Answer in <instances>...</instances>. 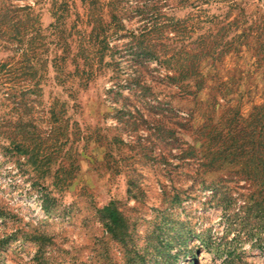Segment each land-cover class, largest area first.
<instances>
[{"label": "rangeland", "instance_id": "1", "mask_svg": "<svg viewBox=\"0 0 264 264\" xmlns=\"http://www.w3.org/2000/svg\"><path fill=\"white\" fill-rule=\"evenodd\" d=\"M263 126L264 0H0V264H264Z\"/></svg>", "mask_w": 264, "mask_h": 264}, {"label": "trees", "instance_id": "2", "mask_svg": "<svg viewBox=\"0 0 264 264\" xmlns=\"http://www.w3.org/2000/svg\"><path fill=\"white\" fill-rule=\"evenodd\" d=\"M148 32H152V31L148 30ZM147 34H149V33H147ZM196 87H199V85H196ZM259 118L260 117H257L255 120L256 126L257 125H263ZM257 155H258V160L256 163V167H258L260 165L264 170V150L260 149L257 152ZM262 178H263V180H262L261 184H262L263 189H264V172H263ZM257 208L263 209V206L257 205ZM100 212L103 214V218L105 220V223H107L105 226L108 228V230L110 232L116 233L115 232L116 230H122L123 229L122 228V227H124L123 219H122L120 213L117 211V209L112 207L111 204L103 206L100 209ZM112 225H114V226H112Z\"/></svg>", "mask_w": 264, "mask_h": 264}]
</instances>
